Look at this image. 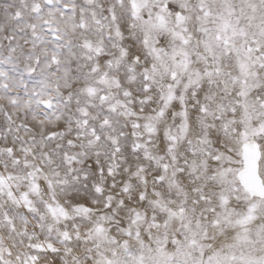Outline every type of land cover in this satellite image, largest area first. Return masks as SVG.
Listing matches in <instances>:
<instances>
[{
    "label": "snow or ice",
    "instance_id": "snow-or-ice-1",
    "mask_svg": "<svg viewBox=\"0 0 264 264\" xmlns=\"http://www.w3.org/2000/svg\"><path fill=\"white\" fill-rule=\"evenodd\" d=\"M0 264H264V0H0Z\"/></svg>",
    "mask_w": 264,
    "mask_h": 264
}]
</instances>
